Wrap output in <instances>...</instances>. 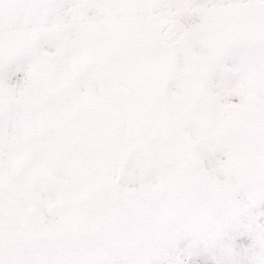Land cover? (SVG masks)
Wrapping results in <instances>:
<instances>
[{
	"label": "snow or ice",
	"instance_id": "obj_1",
	"mask_svg": "<svg viewBox=\"0 0 264 264\" xmlns=\"http://www.w3.org/2000/svg\"><path fill=\"white\" fill-rule=\"evenodd\" d=\"M0 264H264V0H0Z\"/></svg>",
	"mask_w": 264,
	"mask_h": 264
}]
</instances>
